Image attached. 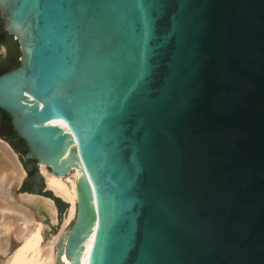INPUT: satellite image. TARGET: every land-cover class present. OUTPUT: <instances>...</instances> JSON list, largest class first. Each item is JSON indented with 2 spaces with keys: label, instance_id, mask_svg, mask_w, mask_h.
Listing matches in <instances>:
<instances>
[{
  "label": "water",
  "instance_id": "obj_1",
  "mask_svg": "<svg viewBox=\"0 0 264 264\" xmlns=\"http://www.w3.org/2000/svg\"><path fill=\"white\" fill-rule=\"evenodd\" d=\"M0 33L24 173L81 165L69 264H264V0H0Z\"/></svg>",
  "mask_w": 264,
  "mask_h": 264
},
{
  "label": "bare ground",
  "instance_id": "obj_2",
  "mask_svg": "<svg viewBox=\"0 0 264 264\" xmlns=\"http://www.w3.org/2000/svg\"><path fill=\"white\" fill-rule=\"evenodd\" d=\"M71 146L73 145L67 148L64 158L69 154ZM76 164L77 168L72 167V171L63 177L54 175L47 171L44 165H40V171L46 177L49 189L69 203V214L63 227L56 236L49 238L50 240L40 247L43 224L35 216L44 212V215L50 214L51 218L56 217V209L46 198L45 200L25 193L14 194L13 189H17L21 183L24 171L15 152L0 139V257L6 256L0 260V264H69L64 252V243L76 213L77 180L83 174L81 165L77 162ZM12 241H21L23 244L9 255Z\"/></svg>",
  "mask_w": 264,
  "mask_h": 264
},
{
  "label": "flooded vegetation",
  "instance_id": "obj_3",
  "mask_svg": "<svg viewBox=\"0 0 264 264\" xmlns=\"http://www.w3.org/2000/svg\"><path fill=\"white\" fill-rule=\"evenodd\" d=\"M0 139L8 143L14 150H18L20 152L21 157L23 156L24 153L22 152V150L24 146L26 147L25 143L21 141L20 139H18L16 133L13 131V128L11 126V121L10 123L6 122V120L4 119V117H2L1 114H0ZM31 163L34 164L35 162L31 160L21 159V164L24 169H26L28 165ZM36 170H37L36 166L33 165L32 171L24 174V178L19 184V188L13 189V192L15 195H20L23 193H25V195L26 194L29 195V194H36V191H38V195H40L41 198L43 199L46 198L47 201H51V203L54 205L56 209V222L54 224L51 223L50 221L51 220L50 214L45 213L46 215L45 216L44 212H40L39 215L36 214L35 216V218L39 220V222H41L44 226H46L42 234L43 236H46V239H49V237H52L59 231L61 217L62 215L65 214L66 207L64 206V203L62 202V200L58 196H56L50 189L46 187L44 183V178L41 180V182H39L38 179H35ZM35 197L39 198L37 194ZM56 199H60V202L56 201ZM16 246L17 244L14 243V241H12L10 245V249Z\"/></svg>",
  "mask_w": 264,
  "mask_h": 264
},
{
  "label": "trees",
  "instance_id": "obj_4",
  "mask_svg": "<svg viewBox=\"0 0 264 264\" xmlns=\"http://www.w3.org/2000/svg\"><path fill=\"white\" fill-rule=\"evenodd\" d=\"M1 45L6 47V58L9 60V62L7 61L5 66L0 65V75L19 66V49L17 41L13 40V38L6 33H0V46ZM1 58L2 56L0 55V59ZM10 58H13V60L10 61ZM0 114L2 115V117H4L6 122L10 123V118L8 115L2 113L1 111ZM26 150L27 148L24 146L22 152L25 153ZM56 201L60 202V199H56Z\"/></svg>",
  "mask_w": 264,
  "mask_h": 264
},
{
  "label": "rangeland",
  "instance_id": "obj_5",
  "mask_svg": "<svg viewBox=\"0 0 264 264\" xmlns=\"http://www.w3.org/2000/svg\"><path fill=\"white\" fill-rule=\"evenodd\" d=\"M7 53V51H6V47L5 46H3V45H1L0 46V55L2 56V58L0 59V65H3V66H5L6 65V62L8 61L9 62V60L6 58V54ZM11 60H13V58H10V61ZM17 156V155H16ZM25 174V173H24ZM44 183H45V185H46V187L49 189V187H48V182H47V179H46V177L44 176ZM51 190V189H50ZM52 191V190H51ZM53 192V191H52ZM54 193V192H53ZM55 194V193H54ZM56 195V194H55ZM56 196H58V195H56ZM61 200H64L61 196H58ZM65 201V200H64ZM69 208H67L66 209V211H65V214L64 215H62V217H61V223H60V229H59V231L61 230V228L63 227V225H64V222H65V220L68 218V214H69V210H68ZM56 213V212H55ZM55 213H53V216H54V214ZM51 222L54 224L55 222H56V217H52L51 218ZM42 227H41V229L44 231V229H45V227L46 226H44V225H41ZM42 231V232H43ZM58 231V232H59ZM58 233H56V235H57ZM56 235H53L52 237H54V236H56ZM52 237H49V238H52ZM48 240H50V239H44V236H43V234L41 233V238H40V243H39V245H40V247L42 246V244H44V243H46V242H48ZM16 243V242H15ZM17 244V246L16 247H13L12 249H10L9 250V255H11L15 250H17L18 248H20V246L23 244V242H17L16 243ZM4 257H6V256H3L2 255V257H0V260H2V259H4ZM40 258H41V256H40ZM58 264V263H57Z\"/></svg>",
  "mask_w": 264,
  "mask_h": 264
}]
</instances>
